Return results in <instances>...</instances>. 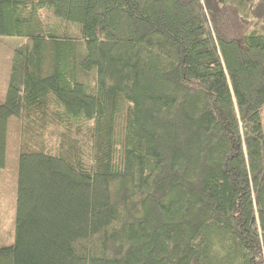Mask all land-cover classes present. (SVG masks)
Returning <instances> with one entry per match:
<instances>
[{"label": "trees", "instance_id": "16d2710c", "mask_svg": "<svg viewBox=\"0 0 264 264\" xmlns=\"http://www.w3.org/2000/svg\"><path fill=\"white\" fill-rule=\"evenodd\" d=\"M0 36V264H264V0H0Z\"/></svg>", "mask_w": 264, "mask_h": 264}, {"label": "rangeland", "instance_id": "374dc122", "mask_svg": "<svg viewBox=\"0 0 264 264\" xmlns=\"http://www.w3.org/2000/svg\"><path fill=\"white\" fill-rule=\"evenodd\" d=\"M228 17L225 22L228 30H232L233 33L237 34L242 29L243 25L232 11L227 9ZM232 33V32H231ZM21 42V38L15 36H0V101H2L6 94V87L8 83V75L10 70V59L13 48ZM261 120L263 122L264 129V105L260 109ZM3 181L0 180V240H6L10 237V229L12 226L11 217L12 211V189H10L12 178L9 172L4 171Z\"/></svg>", "mask_w": 264, "mask_h": 264}]
</instances>
